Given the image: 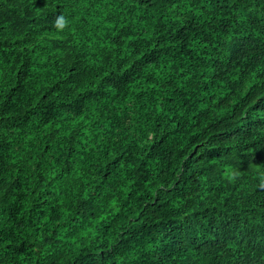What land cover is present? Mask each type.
I'll return each instance as SVG.
<instances>
[{
    "label": "trees",
    "instance_id": "16d2710c",
    "mask_svg": "<svg viewBox=\"0 0 264 264\" xmlns=\"http://www.w3.org/2000/svg\"><path fill=\"white\" fill-rule=\"evenodd\" d=\"M0 264H264V0H0Z\"/></svg>",
    "mask_w": 264,
    "mask_h": 264
},
{
    "label": "clouds",
    "instance_id": "9594fccd",
    "mask_svg": "<svg viewBox=\"0 0 264 264\" xmlns=\"http://www.w3.org/2000/svg\"><path fill=\"white\" fill-rule=\"evenodd\" d=\"M64 23H65L64 18L59 17L57 20V25L62 28L64 26Z\"/></svg>",
    "mask_w": 264,
    "mask_h": 264
}]
</instances>
